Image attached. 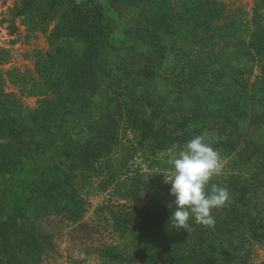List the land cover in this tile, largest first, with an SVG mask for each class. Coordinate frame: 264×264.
<instances>
[{
  "label": "rangeland",
  "instance_id": "rangeland-1",
  "mask_svg": "<svg viewBox=\"0 0 264 264\" xmlns=\"http://www.w3.org/2000/svg\"><path fill=\"white\" fill-rule=\"evenodd\" d=\"M21 1L0 0V87L17 98L18 108L26 120L24 137L15 141V155L9 159L15 172L8 178L10 179L8 187L15 198L22 197L25 187L41 179L46 167L60 156L57 151H53V147L42 153L45 151L42 141L47 136L48 139L55 138L56 125L61 116L54 118L50 124L42 118L43 127L37 129L30 115L38 108L40 100L44 97L55 98L60 87L61 97H67L62 106L64 113H74L77 107L88 105L91 92L89 86L81 85L75 88L67 84L61 78V69L56 63H52L56 47L62 46L57 42L54 46L51 44L53 29L57 26L59 18L46 19L44 23H38L42 20L39 17L25 18L17 14ZM77 1L89 5V0ZM212 1L222 8L218 25L236 27L250 21L255 4L264 0ZM107 2L113 13L109 26L111 31H116L118 35L108 39L113 48L101 44L96 65L104 72L103 82L112 84L121 91V94L114 104L101 110L99 120L91 129L79 130L74 134L72 148L79 146L101 128L110 113L116 111L118 115L120 110L123 117L120 121L119 145L111 162L104 159L98 162L96 167L86 171L85 175L76 174L71 193L64 200L59 199L68 200L79 209L81 213L79 221L71 220L68 211H59L56 208L57 204H53V198L47 200L40 186L28 189L27 208L19 210L16 219L10 225V238L32 239V234L42 229L45 233L53 235L52 246L54 245L55 252L53 249H47L39 254V259L33 260L32 257L30 261L28 258L24 261L25 264H129L114 260L109 253L113 251L128 258L133 256L138 245L143 243L144 226L139 219H133L136 209L146 205L159 208L165 207L167 202L173 203L175 197L170 195L171 185L165 182V173L168 176L172 173L168 164L169 159L183 150L188 139L202 134L207 143L212 136L203 130H194L186 142L176 141L170 148L162 150L151 140L140 142L139 137L127 127V120L124 118L126 110H122L126 105L138 109L146 117L153 118L161 130L173 132L174 124L171 120H180V110L178 91L171 79H183L182 67L191 59L190 57H194L203 34H200L199 38L182 35L177 42L185 49L182 51L174 42L175 36L171 38L162 32L155 34L144 25L143 12L128 9L122 0ZM228 35L233 37L227 41L220 39V43L228 51L235 53L238 60L234 63L240 69L239 72L243 73L236 78L245 82L248 61L244 41L248 39L247 34L242 31L237 35L231 30ZM202 42L212 43L210 39H203ZM132 44H135L139 52L135 59L132 53L126 50ZM215 56H218L217 50L212 52V58ZM131 61L135 65L133 69L146 64L162 77L148 83L136 74L127 75V67ZM259 74V67L255 66L251 81L256 80ZM147 97L159 107L158 115H151L146 104ZM181 97L184 110L191 114L194 102L184 90ZM253 105H257V102L252 103L248 114L241 119L239 136L234 135L231 129L225 132L234 148L229 154L219 151L221 171L211 179H215L214 183L217 186L224 188L229 185L231 174L241 179L243 189L239 193H229V199L225 204H229L238 194L247 195L257 203V210L249 207L240 208L242 211L240 222L245 228L244 236L237 233L229 236L225 232H220L219 236L228 242L239 243L242 253L245 252L246 264H263L264 237L257 235L264 229V158L252 152L245 145V141L255 143L264 152V112L262 106L253 111ZM44 127L49 129L48 133L40 132ZM222 135L223 133L220 134ZM23 159L26 160L19 169ZM69 159L71 157L66 159L57 172L51 169L44 175L46 185L67 171V164L71 161ZM7 177L8 174L0 176V210L5 203ZM211 215L214 224L222 214L219 211H212ZM256 223L259 226L258 233L251 236L250 229L255 228ZM239 224L241 223H238V229L242 227ZM200 233L202 230L191 224L188 231L185 230L175 236L172 248L166 244L161 245L160 254L167 259L165 264H177L175 260H171L172 257L178 258L194 252L200 262L213 255L201 242ZM2 246L3 237L0 234V264H7L9 256ZM106 249L110 251L107 252ZM197 263L193 261L185 264ZM131 264L142 263L136 261ZM216 264H223L222 260Z\"/></svg>",
  "mask_w": 264,
  "mask_h": 264
},
{
  "label": "trees",
  "instance_id": "trees-1",
  "mask_svg": "<svg viewBox=\"0 0 264 264\" xmlns=\"http://www.w3.org/2000/svg\"><path fill=\"white\" fill-rule=\"evenodd\" d=\"M122 1L128 9L143 12L144 25L148 26L153 33L162 32L163 35L171 38L175 36L174 42L182 51L185 49L177 43L182 35L199 38L200 34H203L198 43L199 47L194 52V57H190L191 59L187 60L186 65L182 67L183 79H171L178 91L180 110V120H171L174 124L173 132L161 130L153 118L146 117L138 109L126 105L122 110H126L124 118L127 120V127L139 137L140 142L151 140L158 149L162 150L170 148L176 141L186 142L194 130H203L212 134L208 144L218 153L221 151L229 154L234 145L229 141L225 132L231 129L234 135L239 136L241 119L248 114L254 101L257 105H253V111L262 106L264 112V1H257L250 21L236 27L218 25L222 8L212 0ZM109 5L107 0H89V5H84L77 0L21 1L20 11L17 14L25 18L39 17L42 20L38 23H44L50 18H59L57 26L53 29L51 44L54 46L57 42L62 46L56 47L52 63H56L61 69V78L67 84L75 88L86 85L91 88V92L88 105L77 107L74 113H64L62 106L67 97H61L60 87L57 88L58 96L55 98L44 97L40 100V105L30 115L37 129L43 127L42 118L50 124L54 118L61 116L56 125L55 138L52 140L47 136L42 141L45 145V151L42 153L48 152L53 147V151H57L60 156L46 167L41 179L25 187L22 197L15 198L8 187L10 181L8 178L15 172L9 159L10 156L15 155V141L22 140L24 137L26 120L18 108L17 98L0 87V176L8 174L5 181V203L0 210V234L3 237L2 247L9 256L7 264H25L24 261L28 258L31 261L32 257H34L33 260H37L39 254L47 249H53L55 252L54 245L52 246L53 235L45 233L42 229L33 233L32 239L10 238V225L16 219L18 211L27 208L28 189L40 186L46 199L53 198V204H57L56 208L59 211L66 210L71 220L79 221L81 216L79 209L68 200L60 201L59 199L64 200L71 193L76 174L85 175L86 171L96 167L98 162L104 159L111 162L114 158V152L119 145V128L123 117L120 110L118 115L116 111L110 113L101 128L79 146L72 148L74 134L79 130L91 129L99 120L101 110L109 108L121 94V91L112 84L103 82L105 81L104 72L96 65L100 56L101 44L113 48L108 39L118 35L116 31H111L109 26L113 19ZM231 30L237 35L242 31L247 34L248 39L244 41L248 61L245 82L236 78L241 73L234 63L238 60L235 58V53L228 51L220 43V39L227 41L228 38L233 37L228 35ZM203 39H210L212 43H204ZM126 50L132 53L133 59L139 56L135 44ZM214 50L218 51V56L212 58ZM134 66V62L131 61L127 67V75L136 74L148 83L162 77L146 64L133 69ZM255 66L259 67L260 74L256 76V80L251 81ZM183 90L194 102V110L191 114L184 110L181 97ZM146 104L151 115L160 113L159 107L148 97ZM48 130L44 127L43 131H38L48 133ZM221 133H223L222 136H220ZM245 145L252 152L264 158V152L255 143L245 141ZM69 157L71 161L67 162V171L46 185L44 175L51 169L57 172ZM24 160L26 159L22 160L19 169L22 168ZM229 181L226 187L229 193H239L243 189L241 179L235 174H231ZM214 182L215 179H210L206 190H210L212 185H217ZM73 203L77 202L73 201ZM172 206H174L173 203L167 202L165 207L157 208L146 205L137 208L133 219H139L144 226L143 243L138 245L131 257L124 258L106 249L107 252L110 251L109 256L121 263L131 264L138 261L142 264H165L167 259L160 254L161 245L166 244L172 248L175 244V236L185 231L176 228L171 221L168 222ZM241 207L258 209L257 203L247 195L238 194L229 204L212 210L222 214L214 224L204 225L195 222L194 218L190 220V226L192 224L202 230L199 236L201 242L214 256L211 255L200 262L194 252L178 258L172 257L171 260H175L177 264L193 261L198 262L197 264H216L219 260H222L223 264H246L245 252L242 253L239 243L228 242L219 236L220 232H225L229 236H234L236 233L244 236L245 228L240 222ZM238 223L242 226L239 229L237 228ZM254 227L250 229L252 230L251 236L258 233V224L256 223ZM262 230L257 236L264 237V229ZM139 237L142 238L141 235Z\"/></svg>",
  "mask_w": 264,
  "mask_h": 264
},
{
  "label": "clouds",
  "instance_id": "clouds-1",
  "mask_svg": "<svg viewBox=\"0 0 264 264\" xmlns=\"http://www.w3.org/2000/svg\"><path fill=\"white\" fill-rule=\"evenodd\" d=\"M168 164L172 173H165V182L171 185L170 195L175 197L168 222L186 231L193 218L197 223L211 225L212 210L224 206L229 199L227 188L212 185L206 190L211 177L221 171L218 152L203 136H196Z\"/></svg>",
  "mask_w": 264,
  "mask_h": 264
}]
</instances>
